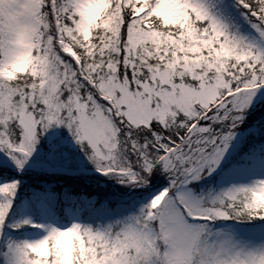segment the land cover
Instances as JSON below:
<instances>
[{
	"label": "snow or ice",
	"instance_id": "6c2138e0",
	"mask_svg": "<svg viewBox=\"0 0 264 264\" xmlns=\"http://www.w3.org/2000/svg\"><path fill=\"white\" fill-rule=\"evenodd\" d=\"M0 264H264V0H0Z\"/></svg>",
	"mask_w": 264,
	"mask_h": 264
}]
</instances>
